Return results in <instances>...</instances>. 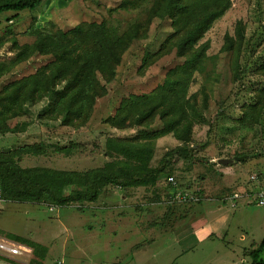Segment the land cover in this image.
Returning <instances> with one entry per match:
<instances>
[{
    "label": "rangeland",
    "instance_id": "374dc122",
    "mask_svg": "<svg viewBox=\"0 0 264 264\" xmlns=\"http://www.w3.org/2000/svg\"><path fill=\"white\" fill-rule=\"evenodd\" d=\"M123 1L44 0L36 11L22 12L12 21L8 19L14 13L2 14L0 39L5 42L0 47V63L15 56L10 52L8 40L33 24L51 33L57 29L68 31L80 24L107 23L109 33L118 37L134 22L144 21L154 2L143 0L136 6L113 12ZM239 21L246 26L249 48L254 52L241 56L245 71L257 62V56H260L259 64L263 60L264 29L260 23L264 24V0H232L231 9L214 24L204 41L211 43L209 56L219 55L226 35L235 36ZM159 23L156 21L155 26ZM154 28L148 39L134 42L125 54L116 80L108 86L107 96L97 100L86 127L69 130L62 128L60 122L40 120L39 116L48 106L43 101L25 108L29 116L23 122H32L22 133L0 135V151L40 144L45 154L24 156L20 160L23 168L87 172L103 167L110 161L104 155L108 137L132 138L140 132L137 128L114 130L104 120L115 113L127 95L151 89L152 80L157 78L158 82L163 76L159 70L165 64L169 67L176 63L175 56L171 55L145 75L138 73L144 49L154 47L158 33ZM19 38L22 43L33 41ZM218 73L221 81L214 85L209 76ZM230 73V60L222 55L217 68L208 62L207 72L197 75L191 94L199 92L202 86L212 89L206 112L212 124L195 125L193 142L186 146L192 157L167 166L155 186L126 190L109 187L112 191L105 192L97 202L59 208L46 203L2 202L0 238L12 234L34 241L47 248V256L43 261L33 262L32 248L20 257H4L0 252V264H251V253L264 241V207L258 204L256 195L264 188V113L253 128L244 127L238 121L244 114L243 104L252 101V89L264 88V74L245 72L239 83H232ZM221 108L223 114L219 115ZM160 127L157 120L152 129ZM179 145L182 144L172 135L158 139L151 166L162 167L166 155ZM235 157L243 159L228 166L213 163ZM254 176L256 180H252ZM253 191H257L255 195L248 196ZM183 192L193 194V201L170 203L174 194ZM234 193L244 196L236 202V208H231L228 198ZM123 196L129 197L126 202H122ZM219 219L228 223L210 240L199 242L192 236L195 230H204ZM261 258L264 260V249Z\"/></svg>",
    "mask_w": 264,
    "mask_h": 264
},
{
    "label": "trees",
    "instance_id": "16d2710c",
    "mask_svg": "<svg viewBox=\"0 0 264 264\" xmlns=\"http://www.w3.org/2000/svg\"><path fill=\"white\" fill-rule=\"evenodd\" d=\"M143 0H125L113 12L127 9ZM44 0H0V16L34 12ZM232 7V0H154L144 21L134 22L118 37L109 33L107 23L80 24L63 31L48 33L33 24L19 36L33 39L22 43L13 36L10 52L14 58L0 63V135L22 133L32 122L25 108L47 101L39 116L42 121H56L65 129L77 130L90 122L98 99L107 96L117 78L125 54L134 42L148 39L155 26L158 33L153 48L144 49L140 75L163 58L175 56L176 63L162 67L163 76L153 79V87L123 98L115 113L104 120L114 130H140L132 138L108 137L104 155L110 159L103 167L87 172L59 171L44 167L23 168L20 160L26 155H44L40 144L26 145L8 152L0 151V191L3 202L46 203L55 207L74 203L97 202L109 187L147 188L154 185L167 166L192 157L186 147L192 143L196 124L211 126L206 112L212 89L202 86L191 94L198 74L207 72V63L215 68L220 56L230 60L231 81L239 83L244 73L264 74V49L261 64L242 70L241 56L254 54L249 48L246 26L239 21L235 36L226 35L219 55L209 56L210 41H204L214 24ZM260 28L264 29L263 21ZM5 40L0 39V47ZM264 43V42H263ZM263 44L260 46L262 47ZM258 47V48H260ZM232 61V68H231ZM250 71V72H248ZM233 74V75H232ZM215 75V74H214ZM210 80L220 83L218 73ZM151 81V82H152ZM241 90H239L240 92ZM251 102L242 106L244 114L238 123L247 128L259 124L264 113V88L252 89ZM213 97V96H212ZM222 109V108H221ZM223 109L219 115L223 114ZM160 129L153 130L156 121ZM17 121L14 126L12 122ZM172 135L182 145L174 148L163 160V166H151L158 139ZM74 188L70 193L66 190ZM9 240L33 249V262L46 258L47 248L39 243L10 234ZM263 244L251 253V264H264Z\"/></svg>",
    "mask_w": 264,
    "mask_h": 264
},
{
    "label": "built area",
    "instance_id": "2783aa9c",
    "mask_svg": "<svg viewBox=\"0 0 264 264\" xmlns=\"http://www.w3.org/2000/svg\"><path fill=\"white\" fill-rule=\"evenodd\" d=\"M257 178L254 176L252 180H256ZM257 201L261 207H264V188L258 191ZM242 194L234 193L228 200L231 202V207H237V201L242 198ZM193 201V194L188 192L177 193L171 197V204H186ZM198 201V199H196ZM1 191H0V204L2 203ZM58 208V207H56ZM30 247L23 245L21 243H17L15 241L9 240L8 238H0V252L4 257H20L21 255H26V251H29ZM1 255V256H2Z\"/></svg>",
    "mask_w": 264,
    "mask_h": 264
},
{
    "label": "crops",
    "instance_id": "0c3cea01",
    "mask_svg": "<svg viewBox=\"0 0 264 264\" xmlns=\"http://www.w3.org/2000/svg\"><path fill=\"white\" fill-rule=\"evenodd\" d=\"M256 192L253 191L252 193H248V196L249 195H253V194L255 195ZM113 193L116 194V190H113ZM122 198H123L122 202H126L129 197L123 196ZM224 215L226 216L225 219H229V216L227 214H224ZM122 218H124V217H122ZM224 223H225V225H224ZM227 223H228V220H227ZM227 223H226V220L225 221H222L221 219L216 220L213 223V225L209 226L208 228H206L204 230H195L194 233L192 234V236L195 239H198L199 242H203V241H206V240H210L211 238H213L214 236H216L217 233H219L222 230L223 225L225 227L227 225ZM146 258L147 257L144 258V263L147 261Z\"/></svg>",
    "mask_w": 264,
    "mask_h": 264
},
{
    "label": "water",
    "instance_id": "95a60500",
    "mask_svg": "<svg viewBox=\"0 0 264 264\" xmlns=\"http://www.w3.org/2000/svg\"><path fill=\"white\" fill-rule=\"evenodd\" d=\"M243 159V157H235L234 159H220L218 161H213V163H217L220 166H228L232 163L239 162Z\"/></svg>",
    "mask_w": 264,
    "mask_h": 264
},
{
    "label": "clouds",
    "instance_id": "9594fccd",
    "mask_svg": "<svg viewBox=\"0 0 264 264\" xmlns=\"http://www.w3.org/2000/svg\"><path fill=\"white\" fill-rule=\"evenodd\" d=\"M24 245V244H23ZM27 246V245H26ZM29 247V246H28Z\"/></svg>",
    "mask_w": 264,
    "mask_h": 264
}]
</instances>
